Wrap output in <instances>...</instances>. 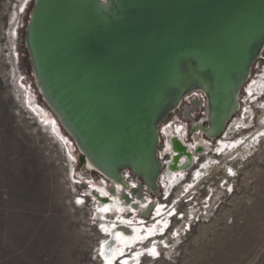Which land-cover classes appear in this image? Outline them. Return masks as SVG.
Instances as JSON below:
<instances>
[{
  "label": "rangeland",
  "instance_id": "1",
  "mask_svg": "<svg viewBox=\"0 0 264 264\" xmlns=\"http://www.w3.org/2000/svg\"><path fill=\"white\" fill-rule=\"evenodd\" d=\"M33 4L0 0V264H113L116 257L114 264H264V80L257 82L264 51L226 133L211 140L194 126L203 114L195 99L207 100L201 93L161 122L174 123L157 147L160 159H170L175 133L193 150L182 181L169 186L160 178L151 191L129 174L141 188L138 197L150 199L148 211L135 212L129 199L126 210L98 216L97 197L113 195V185L85 170L38 90L26 43ZM120 220L134 235L125 244L116 240L121 250L107 259L98 247ZM160 241L165 247L156 255H134Z\"/></svg>",
  "mask_w": 264,
  "mask_h": 264
},
{
  "label": "water",
  "instance_id": "2",
  "mask_svg": "<svg viewBox=\"0 0 264 264\" xmlns=\"http://www.w3.org/2000/svg\"><path fill=\"white\" fill-rule=\"evenodd\" d=\"M109 1L114 11L102 10L99 0H34L26 43L34 73L37 71L42 75L43 83L53 97L50 101L58 100L63 116H71L86 100L90 86L87 79L80 84L76 94L68 92L65 99L56 94L55 83L51 81L55 78L53 73L60 47L83 32L105 29L104 35L85 46L81 58L83 65L99 66L104 74L115 77L111 89L115 106L110 113L128 126L127 131L108 149L112 158L109 164L113 165L111 173L117 176L122 162L131 170L136 167L126 160L130 154L142 152L157 168L159 166L155 152L158 143L155 124L163 110V107L158 110L163 101L162 92L179 75L174 65L175 58L184 52L196 51L210 55L217 66L231 62L238 48L243 45L250 48L257 41L247 37L260 18V23L264 19V0H162L158 4L152 0H139L131 15H128L122 0ZM260 31L264 33V26ZM263 44L264 37L261 36L257 46L241 60L238 68L229 71V74L241 71L235 85V88L239 85L237 93L247 80L246 74L258 58ZM188 59L193 65L197 64L195 59ZM46 60L49 61V70L44 63ZM205 76L208 90H219L221 84L213 75L207 73ZM196 81L203 83L202 79ZM71 85L68 83L66 89ZM45 102L51 108L46 99ZM102 107L100 103L95 108ZM55 114L60 122L61 118ZM81 119L84 124L81 128L72 119L70 126L78 130L87 146L96 150L84 133V117ZM91 119L95 121L92 115ZM134 119L138 120L134 122ZM100 148L105 149L103 146Z\"/></svg>",
  "mask_w": 264,
  "mask_h": 264
},
{
  "label": "bare ground",
  "instance_id": "3",
  "mask_svg": "<svg viewBox=\"0 0 264 264\" xmlns=\"http://www.w3.org/2000/svg\"><path fill=\"white\" fill-rule=\"evenodd\" d=\"M138 1L139 0H122L128 15L132 14L134 8L137 6ZM160 1L162 0H152L153 3L156 2L157 4ZM99 3L100 6H102V10H105L106 12L114 11V6L109 0H99ZM260 20L258 21L259 23L254 26V31H252L249 37H247L248 40L255 41L257 39L258 41L261 39V36L264 37V33L260 31L264 26V19L263 21H261V23ZM104 33L105 29H95L92 31H87L85 33L83 32L79 34L77 38L70 39V41H67L66 43H64V45L60 47L61 52H59L60 55L62 54V59L58 54V64L56 66L55 72L53 73L55 78L51 81L52 83H55L54 88L56 94H58L59 96L61 95L62 98L65 99V96L68 94V92L71 94H76V92L80 90V84H82L84 81L86 82L87 79L89 80L88 82L90 89L88 91V96L83 102V104H81L79 108H77L78 111L76 112L78 113L74 112V114H71V116H68L67 114V116H63L58 106L59 101L56 99H53V102L50 101L51 98H53L50 97V90L46 88L45 84L43 83L42 75L37 71L34 73L35 81L39 86L38 89L41 91L42 96L51 106V109L54 110V112L57 113L61 118L62 122H60L63 126L58 121V118L54 114H52L59 126V129H66L70 135H73L74 138L70 135L66 136L67 142L69 140L70 142L75 144L76 149L82 153L83 165L85 170H96L102 173L105 177L108 178L106 179V181H109L111 185H113V195H111L107 191L106 187L101 186V188L104 191H107L111 196L105 198L104 194H99V196L101 197H97V203L99 205L97 215L103 216V213H105L106 211L126 210L127 206L125 207V202L129 199V202H131L130 208L132 210L137 213L147 212L148 208L150 207V199L142 200L138 197L137 194L141 191V188L134 180L129 181L127 179H130L129 174H132L138 178H142L150 186V188L152 189L151 191L158 190L160 188V178L164 179L165 182H168L169 186H172L175 183L182 181L184 170L187 169L190 163H192V155L189 154V151L186 150L188 154H186L185 159H183L180 148H178L176 142L173 141L171 148L173 154L171 155L170 159L166 163L161 159L162 161L158 163V168L160 169L162 165V167L164 166L163 169L161 168L160 170H158L157 165L152 163L148 159V156H146L142 152H139L138 154H130L126 157V160L133 164H136V167H132L133 169L131 170L130 167H128L126 164H124V162H122L118 169V175L114 176L111 173L113 165L109 164L112 159L111 154L108 151L110 147L109 145L112 144L115 139L120 138L121 135L125 131H127L128 126L126 125V122H122L121 120H119V118H116V115L110 113V109H114L115 106V96L111 92L115 77H110L109 75L104 74V71H102L99 66L90 67L87 65H83L81 58V52L85 48V46L90 44L92 41H94L101 35H104ZM257 41L250 48L246 47L245 45L238 48L236 50V56L234 57V59H232L231 62H224L223 66H217V64H215L216 61L211 58L210 55L203 54L202 52L187 51L175 58L174 65L175 68L179 71V75L175 82L170 83L162 92L163 101L158 107V110L161 109V107H163V110L158 114L159 120L155 124L157 137L160 141L158 144H156V153L157 147L160 145V143H162L163 139L165 141L169 140L166 134V130L167 127L171 126L174 123L171 120L169 123L168 121L164 124L161 122L166 116H168L169 114H173L180 107L182 101L189 99L191 95H198L201 93L207 97V100L204 101L202 104L198 100L195 101V103L202 108L203 114L201 115L202 117L200 119V122L195 121L194 126L197 127V129H201L203 132H205L209 139L212 140L218 138L225 132L226 128L230 126L232 121L235 119H233V117L240 108V92L243 89L247 80L250 78L252 64L248 73L246 74L247 80L240 87V91L238 93L237 90L239 88V85L236 86V88L235 85L240 79L241 71L239 70L234 74H229V71L233 68H238V64L241 62V60H243V58L247 56L254 47L257 46ZM263 51L264 44L260 53L262 54ZM259 55L260 54L257 55L258 58L256 60L260 59ZM47 58L48 56H46V59ZM188 58L195 59L197 61V64L193 65ZM47 62L49 63L48 60H46V62L44 61L46 67L48 65ZM207 73L212 74L216 82H219V84H221L219 90H214V92L208 90V81L207 79L205 80V74ZM217 78L220 80H217ZM196 79H202L203 83L196 81ZM68 83H72V87L66 89L65 86ZM91 84H93L94 86L91 87ZM107 84L108 87H106ZM100 103L103 104V107L95 108ZM86 104L88 105L87 107ZM82 105L84 108H81ZM177 105L179 106L177 107ZM82 109H84L85 112ZM80 112H82L83 115H81ZM91 115L93 116L95 121L91 119ZM82 117H84L83 120H85L86 122V126L83 128L84 131H86L84 133L87 134V138H89V141L96 148V150H92L91 147L87 146L85 142L81 140L80 133L78 132V130H76L74 126H70V120L72 119L71 121H77L81 128L84 125L81 123ZM137 120L138 119H134V122ZM88 124L89 126H87ZM178 140L180 141L179 138ZM100 146H103L105 149H107V151L105 149L100 148ZM206 167H208L207 163L202 166V168ZM174 174H176V176L172 178ZM199 175L200 173H197L196 171L195 177L199 178ZM99 176L105 179L104 176ZM102 218L104 219V217ZM102 225L104 226V223ZM109 226L108 228H110V237H108L107 241L104 242L100 247H98L99 253L107 259H109L111 256L113 258L114 256L116 257L117 253L121 250L116 249V240L123 239L122 243L125 244L128 243L126 238H129L134 235L133 230L131 231V229H129V227L126 225V221L120 220L119 225L111 224ZM175 234H177V231L174 233V236ZM164 245L165 241H160L158 243L155 242L150 244L148 248H144L145 250H143L142 248H140L141 246H139L134 255L142 254L144 253V251L145 253L156 255L160 247H163ZM126 260L128 261V259ZM127 261L126 264H129L130 260L129 262Z\"/></svg>",
  "mask_w": 264,
  "mask_h": 264
},
{
  "label": "flooded vegetation",
  "instance_id": "4",
  "mask_svg": "<svg viewBox=\"0 0 264 264\" xmlns=\"http://www.w3.org/2000/svg\"><path fill=\"white\" fill-rule=\"evenodd\" d=\"M251 76V75H250ZM261 78H259V80L257 81V82H261L262 80H264V77L263 76H260ZM195 101H197L196 99H195ZM183 102L184 101H182V103H181V105L183 104ZM180 105V106H181ZM180 108V107H179ZM178 108V109H179ZM201 108V107H200ZM201 110H202V108H201ZM177 111V110H176ZM175 111V112H176ZM174 112V113H175ZM233 122V121H232ZM231 125H232V123H231ZM230 125V126H231ZM229 127V126H228ZM227 132V131H226ZM225 132V133H226ZM174 133H175V131H174ZM173 138H171L170 139V141L168 142V144H171V145H167V147L169 146V150H170V147L172 148V142L173 141H175L176 142V144H177V146H178V148H180V150H181V152H182V158L183 159H185V157H186V154H188L187 153V151H189V154H191L192 156H193V150L192 149H190L191 148V146L190 147H188V146H186L185 144L183 145V143L181 142V140L179 141L178 140V137H177V134L175 133L173 136H172ZM181 142V143H180ZM183 146V147H182ZM187 150V151H186ZM173 154V152H171V155ZM171 157V156H170Z\"/></svg>",
  "mask_w": 264,
  "mask_h": 264
},
{
  "label": "built area",
  "instance_id": "5",
  "mask_svg": "<svg viewBox=\"0 0 264 264\" xmlns=\"http://www.w3.org/2000/svg\"><path fill=\"white\" fill-rule=\"evenodd\" d=\"M161 144V143H160ZM158 156H159V154H158Z\"/></svg>",
  "mask_w": 264,
  "mask_h": 264
}]
</instances>
